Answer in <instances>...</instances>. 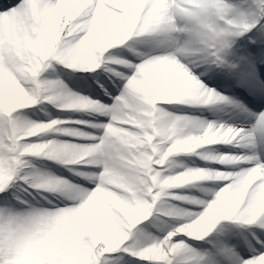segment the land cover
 Returning a JSON list of instances; mask_svg holds the SVG:
<instances>
[{
  "label": "snow or ice",
  "instance_id": "6c2138e0",
  "mask_svg": "<svg viewBox=\"0 0 264 264\" xmlns=\"http://www.w3.org/2000/svg\"><path fill=\"white\" fill-rule=\"evenodd\" d=\"M0 264H264V0H0Z\"/></svg>",
  "mask_w": 264,
  "mask_h": 264
},
{
  "label": "rangeland",
  "instance_id": "374dc122",
  "mask_svg": "<svg viewBox=\"0 0 264 264\" xmlns=\"http://www.w3.org/2000/svg\"><path fill=\"white\" fill-rule=\"evenodd\" d=\"M53 171H55V167H53ZM60 173L59 172H57V175H59Z\"/></svg>",
  "mask_w": 264,
  "mask_h": 264
}]
</instances>
